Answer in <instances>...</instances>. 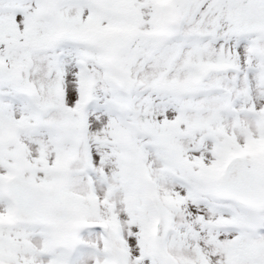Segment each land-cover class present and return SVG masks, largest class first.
Wrapping results in <instances>:
<instances>
[{
    "label": "snow or ice",
    "instance_id": "snow-or-ice-1",
    "mask_svg": "<svg viewBox=\"0 0 264 264\" xmlns=\"http://www.w3.org/2000/svg\"><path fill=\"white\" fill-rule=\"evenodd\" d=\"M0 264H264V0H0Z\"/></svg>",
    "mask_w": 264,
    "mask_h": 264
}]
</instances>
